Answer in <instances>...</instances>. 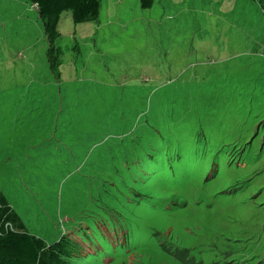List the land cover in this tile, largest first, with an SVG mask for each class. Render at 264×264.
<instances>
[{
  "label": "rangeland",
  "instance_id": "obj_1",
  "mask_svg": "<svg viewBox=\"0 0 264 264\" xmlns=\"http://www.w3.org/2000/svg\"><path fill=\"white\" fill-rule=\"evenodd\" d=\"M99 3L52 65L0 0V194L67 264H264V8Z\"/></svg>",
  "mask_w": 264,
  "mask_h": 264
},
{
  "label": "trees",
  "instance_id": "obj_2",
  "mask_svg": "<svg viewBox=\"0 0 264 264\" xmlns=\"http://www.w3.org/2000/svg\"><path fill=\"white\" fill-rule=\"evenodd\" d=\"M38 10L49 45L47 57L53 65L59 57L54 43L59 37L58 23L63 13H70L74 24L97 22L99 0H28ZM264 8V0H258ZM155 0H140L142 9H150ZM54 67V66H53ZM76 244L62 238L53 244L29 234L19 216L0 194V264H67L75 254Z\"/></svg>",
  "mask_w": 264,
  "mask_h": 264
},
{
  "label": "crops",
  "instance_id": "obj_3",
  "mask_svg": "<svg viewBox=\"0 0 264 264\" xmlns=\"http://www.w3.org/2000/svg\"><path fill=\"white\" fill-rule=\"evenodd\" d=\"M36 7V6H35ZM37 8V7H36Z\"/></svg>",
  "mask_w": 264,
  "mask_h": 264
}]
</instances>
